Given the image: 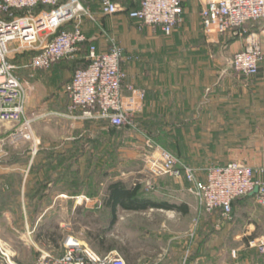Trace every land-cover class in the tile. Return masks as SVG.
Wrapping results in <instances>:
<instances>
[{
	"label": "crops",
	"instance_id": "crops-1",
	"mask_svg": "<svg viewBox=\"0 0 264 264\" xmlns=\"http://www.w3.org/2000/svg\"><path fill=\"white\" fill-rule=\"evenodd\" d=\"M190 4L193 9L196 6L200 16L201 1ZM246 27L258 36L264 52V19ZM187 31V26H178L174 33ZM239 36L224 47V43H215L221 58L223 50L234 55L244 46L246 37ZM100 42L103 45L104 41ZM160 45L156 40L137 42L133 46L138 50L133 60L124 65L127 83L147 92L142 129L157 142L162 138L166 144L185 146L181 158L186 161L239 160L263 166L264 59L256 76L239 74L231 61L229 65L211 66L215 71L222 69V73L204 76L201 71L207 66L203 59L218 55L201 50L207 49L209 42L194 47L195 58L201 60L194 74L188 72L192 57L178 59L179 64H164L163 58H154L161 49L175 46L174 42ZM236 45L241 47L235 50ZM25 74L20 77L25 79ZM38 75L37 72L31 79L47 84L59 77ZM55 94L58 95L50 97L35 112L42 115V120L56 115V124L72 125L82 131L92 125L96 129L99 121L105 122L76 118L81 110L71 115L64 88ZM36 128L39 130L40 126ZM41 137L43 146L39 152L33 154L27 146L0 166V238L12 244L19 263L32 264L43 254L59 257L64 253L66 239L74 236L98 255L120 256L127 264H219L220 241L224 239L235 244L233 250L238 255L236 251L230 257H238L235 262L242 259L241 264H264V253L250 246V241L264 236V205L259 203L257 193L236 199L229 218H224L221 211L199 217L198 200L188 182L161 176L152 187H146L133 172H102V163L99 172L93 173L92 161H107V156L87 151L71 159L66 153L53 154L47 148V138ZM81 138L50 139V145L56 140L69 148V141ZM118 180L132 188L140 182L139 196L153 204L144 209H129L127 202L109 201V184ZM14 193L18 194L17 200L10 197ZM253 249L251 255L249 250Z\"/></svg>",
	"mask_w": 264,
	"mask_h": 264
},
{
	"label": "built area",
	"instance_id": "built-area-1",
	"mask_svg": "<svg viewBox=\"0 0 264 264\" xmlns=\"http://www.w3.org/2000/svg\"><path fill=\"white\" fill-rule=\"evenodd\" d=\"M93 1L100 2L105 16L123 9L124 0H0V123L14 126L13 138L31 141L34 153L39 145L34 125L42 115L28 112L27 98L32 86L20 77L21 73L34 77L62 60L76 59L85 47L86 64L75 69L64 86L71 115L79 109L81 114L76 118L105 120L141 132L137 116L145 109L147 92L127 83L124 65L132 57L100 21ZM200 1L201 25L206 34L233 32L246 37L231 64L239 74L256 76L264 52L258 36L246 26L264 19V0ZM184 2L139 0L138 7L129 10V16L139 30L150 28L170 36L184 20ZM86 20L97 26L103 45L90 40ZM24 54L30 57L18 61L17 57ZM146 143L151 174L188 182L198 200L199 217L221 211L224 218H229L234 201L256 187L258 201L264 205V165L255 167L234 160L196 167L150 137ZM250 246L264 253V236L250 241ZM64 248L63 255L43 254L32 264H127L120 256L98 255L74 236L66 239ZM10 249L8 243L0 240V264H21L14 261Z\"/></svg>",
	"mask_w": 264,
	"mask_h": 264
},
{
	"label": "rangeland",
	"instance_id": "rangeland-1",
	"mask_svg": "<svg viewBox=\"0 0 264 264\" xmlns=\"http://www.w3.org/2000/svg\"><path fill=\"white\" fill-rule=\"evenodd\" d=\"M194 0H186L184 3L185 10L188 11L185 14L184 20L181 23L180 27L187 26L188 31L186 33L181 34H172L170 36L164 35L160 31H156L150 28H146L144 30H139L133 21L127 18L126 11L129 7H133L138 3V0H131L127 5L123 4V9L120 10L119 14L116 16H102L104 23L106 24V28L117 37L119 42L122 44L123 47H125L128 52H131L135 54L137 52V48H134L133 46L137 44V42L141 41H147V40H156L159 42V44L166 46L170 42H174V45L172 49H161L160 53H155L153 55L154 58H163L164 64H179L180 58L183 57H192L189 58L188 61V72L190 74H194L197 72L196 68L199 64L200 59H196L194 55L196 49L194 48L197 46V44H200L201 42H209V47L207 49H201L206 54H218L220 52V49L216 48L215 43L221 42L222 47L226 46L227 44H233L237 39L240 38L238 33H227L217 36H209L205 33V31L202 29L201 20L199 16V12L196 6H194V10L191 6V2ZM194 5V4H193ZM129 6V7H128ZM195 11V12H193ZM95 31L92 32V35H95ZM234 40V41H232ZM92 41V39H91ZM178 43V44H177ZM160 45V46H161ZM241 46L236 45V49L238 50ZM201 52V51H199ZM223 57L221 58V55L218 54L216 57H213L209 55V57L204 58L202 63L207 66V69H204L201 71V73L204 76H211L212 73L217 72V74L222 73V69H217L216 71L211 68V66H214V64L229 65V61H232L233 55L227 50H223ZM86 54V47L83 50V53H81L78 56V59H72L67 61H61L59 63L54 64L51 68L43 71H39L38 76H59L53 81V84H47V81H41L38 82L36 80H32L31 76H27L28 74H25V80H27L30 85L32 86L28 93L27 98V109L30 114L36 112L40 109V107L43 105L45 101H47L50 97L57 96L58 94H55L57 91L63 89L64 84L70 79L71 74L75 69L81 66L83 59L85 58ZM227 56L229 57L227 59ZM200 58V57H197ZM215 58V59H214ZM165 60V61H164ZM169 62V63H168ZM200 72V71H199ZM49 89L51 91H54L55 93L49 92ZM55 94V95H54ZM56 115L49 117V119H39L34 125V132L36 139L39 140L38 150L41 148L42 145V137L47 138V148H50V152L54 154L57 152H63L67 150L69 154L79 153V152H91L92 154H101L104 156H107V161H98L93 160L92 161V171L93 173L99 172V164L102 163V172H107L108 174L114 173L117 171L130 173L133 172L136 176H139L140 179L144 181V184L146 187H152V184H154V181L156 178L151 174L149 171V164H148V152L150 151L147 147V137H150L142 128L141 132L132 130L130 128H114L104 122H98L96 125L97 128L94 125L91 126L89 129L78 130L73 129L72 125L68 127H64L60 124H56L57 120L55 118ZM51 121V122H49ZM53 122V123H52ZM59 122V121H58ZM45 124V125H44ZM40 126V129L37 130L36 127ZM14 126H10L8 124H2L0 123V166L2 163H6L8 161V158L11 157L15 152H23L24 148H30V151L33 152L32 149V142L24 139H15L12 136V133L14 132L13 128ZM144 132L145 134H142ZM5 133V136L3 134ZM37 133V135H36ZM41 133V134H40ZM39 134V135H38ZM69 136L71 140L73 138L77 139L82 136L81 139L76 140L77 142L69 141V148H66L64 145V142L61 144H58V142L52 141L50 145V139H58L62 137ZM151 138V137H150ZM153 139V138H152ZM161 139V140H160ZM157 139L159 140L160 144L167 149L171 150L176 155L183 157L181 152L186 151L185 146L182 145H172V144H166L163 142L162 138ZM155 140V139H154ZM156 141V140H155ZM158 142V143H159ZM73 145H72V144ZM28 146V147H27ZM201 147V146H200ZM205 148L211 147V146H203ZM89 148V150H88ZM37 150V152H38ZM36 152V153H37ZM115 154H118V156H115ZM119 154H122L123 157H119ZM140 155V157H134L133 155ZM133 156V157H132ZM5 161V162H4ZM239 161V160H237ZM193 165L197 167H206L209 165H220L227 163V161H201V162H193ZM229 162V161H228ZM247 164H251L252 162H245L241 161ZM17 165L15 164L14 167ZM10 197L14 199H18V194L14 193L11 194ZM205 235V234H204ZM206 238H204L205 240ZM3 242L8 243L11 246V252L14 253V249L12 244L0 238ZM195 240V238H193ZM17 246L18 244L16 241L12 242ZM220 258H219V264H241L243 262L242 259H239L237 262H235L234 259H237L238 257H232V254L234 255V242L229 241L227 239H224V241H220ZM237 251V250H236ZM251 255H254L253 250H249ZM22 253V252H21ZM238 255V251H237ZM30 256V255H28ZM21 257L23 258V255L21 254ZM14 261L20 262L19 256H14ZM127 263V262H126Z\"/></svg>",
	"mask_w": 264,
	"mask_h": 264
},
{
	"label": "trees",
	"instance_id": "trees-1",
	"mask_svg": "<svg viewBox=\"0 0 264 264\" xmlns=\"http://www.w3.org/2000/svg\"><path fill=\"white\" fill-rule=\"evenodd\" d=\"M130 1L131 0H124L123 4L127 5ZM92 5H93L94 11L97 14V16L99 17L100 21L102 23H104V21H103V19L101 17L105 16V15H102V13H101V4H100V2L99 1H93ZM138 5H139V0H138V3L136 5H134L133 7H129L128 6L129 8L127 9L126 14H125L128 19H130L131 21L134 22L135 26H136V22L129 16V10L138 7ZM184 10H185V7H184ZM118 14H119V12L116 13L115 15H113V16H116ZM104 25H106V24L104 23ZM85 29H86L89 37H90V40L92 39V41H96L99 44H102V42H100V40L102 41V39L99 38L100 39L99 40L98 36H97V31H98L97 30V26L93 22H91L90 20H86ZM93 31L96 32L95 35H92ZM232 41H234V40H232ZM125 50H126L127 54L132 57V59L130 58V60H128L126 62V63H128V62L133 60V57L135 55L133 53H131V52H128V50L126 48H125ZM26 57L29 58L30 54L19 55L17 57V60L20 61V60H22V59H24ZM84 57L86 58V54H85ZM85 58L82 61V64H81L82 66L86 64V59ZM76 59H78V57ZM62 61H67V60H62ZM65 84H64V86H65ZM64 86H63V88H64ZM143 113H144V111L137 116V121L139 122L141 128H142L141 116H142ZM104 123H106V124H108V125H110V126H112L114 128H118V129L122 128V127H118V126H115V125H111L108 121H105ZM38 152H39V150H38ZM83 152L84 151L79 152V153H83ZM65 153L68 154L69 157H71V159L76 155V153L69 154V152L67 150H65L63 152H58V155H63ZM79 153H77V154H79ZM54 154H55V152H54ZM18 157H16V158H18ZM11 158L13 159V157H11ZM63 161L64 160H61V162H63ZM187 162H189L190 164L193 165L192 162H190V161H187ZM141 186H142V184L140 182H136V184L134 185L133 188L129 187V184L124 182V181H122V180H118V181L112 182V183L109 184V187H108V189H109L108 200L112 201V202H119V201H123L125 203L127 202L126 204H127V207L129 209H144V208H147L149 206V204H153V203L149 199H146V198H143V197L139 196V192L138 191L140 190ZM50 237L52 238V235H50ZM21 264H24V263H21Z\"/></svg>",
	"mask_w": 264,
	"mask_h": 264
},
{
	"label": "water",
	"instance_id": "water-1",
	"mask_svg": "<svg viewBox=\"0 0 264 264\" xmlns=\"http://www.w3.org/2000/svg\"><path fill=\"white\" fill-rule=\"evenodd\" d=\"M258 190H259L258 187H256L255 190H254L253 192H251V194H255V193H257Z\"/></svg>",
	"mask_w": 264,
	"mask_h": 264
}]
</instances>
